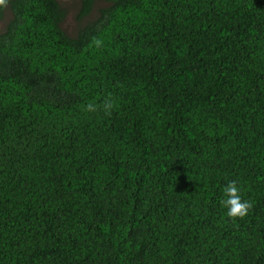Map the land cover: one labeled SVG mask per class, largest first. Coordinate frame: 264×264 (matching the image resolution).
I'll return each instance as SVG.
<instances>
[{"label":"trees","instance_id":"obj_1","mask_svg":"<svg viewBox=\"0 0 264 264\" xmlns=\"http://www.w3.org/2000/svg\"><path fill=\"white\" fill-rule=\"evenodd\" d=\"M79 2L0 0V264H264V0Z\"/></svg>","mask_w":264,"mask_h":264},{"label":"rangeland","instance_id":"obj_2","mask_svg":"<svg viewBox=\"0 0 264 264\" xmlns=\"http://www.w3.org/2000/svg\"><path fill=\"white\" fill-rule=\"evenodd\" d=\"M60 1L67 11V17L63 23V26L70 34H75L78 27L85 22V21H79L78 19L80 2L79 0H60ZM1 27L2 26L0 25V28Z\"/></svg>","mask_w":264,"mask_h":264}]
</instances>
